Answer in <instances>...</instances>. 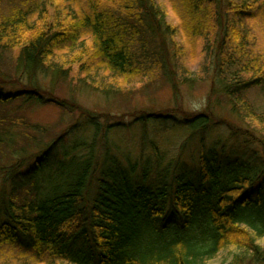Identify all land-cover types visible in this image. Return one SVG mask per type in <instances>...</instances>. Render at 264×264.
I'll return each instance as SVG.
<instances>
[{
	"label": "trees",
	"instance_id": "1",
	"mask_svg": "<svg viewBox=\"0 0 264 264\" xmlns=\"http://www.w3.org/2000/svg\"><path fill=\"white\" fill-rule=\"evenodd\" d=\"M199 41L207 57L214 50L221 94L243 125L219 121L261 150L232 160L201 144L195 177L151 187L124 168L98 178L91 200L85 197L89 163L58 191L24 189L31 198L0 202V264H9L5 248L19 237L29 238L51 264H209L224 250L232 252L228 264L263 258L264 106L256 111L244 92L264 91V0H22L0 7V63L8 70L2 75L0 69V166L16 168L37 155L45 131L13 113L14 103L77 109L46 89L40 76H76L109 97L138 90L168 70L175 89L172 68L186 45ZM180 63L187 80L191 71ZM14 71L26 80L10 77ZM15 84L20 90L4 91ZM179 112L198 127L209 117ZM18 125L33 130L16 131Z\"/></svg>",
	"mask_w": 264,
	"mask_h": 264
},
{
	"label": "rangeland",
	"instance_id": "2",
	"mask_svg": "<svg viewBox=\"0 0 264 264\" xmlns=\"http://www.w3.org/2000/svg\"><path fill=\"white\" fill-rule=\"evenodd\" d=\"M20 1L0 0V7L6 11ZM213 51L207 57L200 41L186 45V55L180 57L172 68L175 89L167 80L168 70L138 90L109 97L85 85L76 76H40L39 81L46 89L72 102L77 109L62 108L52 102L14 103L13 113L23 116L33 125H40L45 131L37 155L26 159L16 168L7 162L3 163L7 167L0 166V202H3V207L7 206L11 196L16 201L20 197L31 198L25 193L28 189L34 190V194L40 192L47 195L49 189L58 191L60 185H72L84 173L86 163H89V182L85 197L91 200L98 178L104 173L112 175L124 168L133 172L134 181H142L151 187L171 183L181 175L195 177L201 144L204 151L218 149L225 159L226 156L232 160L252 158L254 151L260 149L259 145L219 121L223 119L243 125L221 94L220 77L216 73L218 60ZM172 60H175L174 56ZM180 61L191 71L187 80L182 76ZM5 64L0 63L2 75L8 71L5 66L2 69ZM9 76L22 82L26 80V76L17 71ZM17 90H20L17 84L4 88L5 92ZM244 94L252 107L260 112L264 106V91L253 87ZM168 109L173 110L171 114L159 113ZM179 111L209 117L198 127L191 125L193 122L186 120ZM146 113L159 114L156 118H147ZM105 114L110 117L102 116ZM15 129L33 130L23 125ZM20 138L17 135V140L20 141ZM38 151L42 153L38 154ZM38 164L42 165V169L37 168ZM263 165L264 162L261 163L262 169ZM32 182L38 185L36 190L32 188ZM257 188L258 185H254L252 193H256ZM28 241L27 237H19L13 247L5 248L8 263L51 264L52 259L46 254H37ZM261 244H264V238ZM231 253V250H224L209 264H228ZM243 264H264V256L260 260H246Z\"/></svg>",
	"mask_w": 264,
	"mask_h": 264
}]
</instances>
